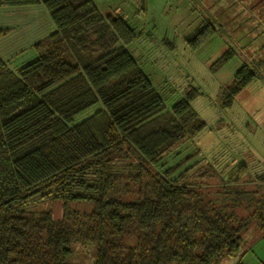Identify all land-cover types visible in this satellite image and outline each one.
I'll list each match as a JSON object with an SVG mask.
<instances>
[{
  "label": "trees",
  "instance_id": "trees-1",
  "mask_svg": "<svg viewBox=\"0 0 264 264\" xmlns=\"http://www.w3.org/2000/svg\"><path fill=\"white\" fill-rule=\"evenodd\" d=\"M36 2L54 30L30 60L14 67L0 57V264H69L72 246L88 242L94 264H213L236 255L254 222L264 238V167L235 162L203 183L202 165H193L217 159L198 147L185 153L205 127L191 105L198 90L167 107L124 46L134 27L92 0L0 5ZM201 25L186 40L192 50L215 29ZM255 76L242 64L219 105L230 106ZM45 199L60 201L59 219L33 208Z\"/></svg>",
  "mask_w": 264,
  "mask_h": 264
},
{
  "label": "rangeland",
  "instance_id": "rangeland-1",
  "mask_svg": "<svg viewBox=\"0 0 264 264\" xmlns=\"http://www.w3.org/2000/svg\"><path fill=\"white\" fill-rule=\"evenodd\" d=\"M92 1L103 15L121 14L134 27L137 36L124 46L149 76L167 107L184 95V89L192 86L198 90L191 105L205 127L187 141V147L192 148L185 153L195 154L198 147L204 157L217 159L212 165L202 161L193 165H202L197 173L200 182H217V171L223 173L235 162L264 167V0ZM204 21H211L215 29L192 50L186 40ZM229 49L233 55L215 69L216 60ZM244 63L255 69L256 76L234 96L230 106L222 108L219 93L227 89ZM99 107L97 103L80 112L74 122ZM218 161L220 165L216 164ZM119 185L122 193L128 188L122 181ZM33 208L50 210L55 219L61 217L59 200L45 199ZM261 235L254 222L242 233L236 255L213 264H264ZM72 247L69 264H94L93 243Z\"/></svg>",
  "mask_w": 264,
  "mask_h": 264
},
{
  "label": "crops",
  "instance_id": "crops-1",
  "mask_svg": "<svg viewBox=\"0 0 264 264\" xmlns=\"http://www.w3.org/2000/svg\"><path fill=\"white\" fill-rule=\"evenodd\" d=\"M0 28L7 29L0 57L16 67L36 55L33 45L53 30V22L41 2L0 5Z\"/></svg>",
  "mask_w": 264,
  "mask_h": 264
}]
</instances>
